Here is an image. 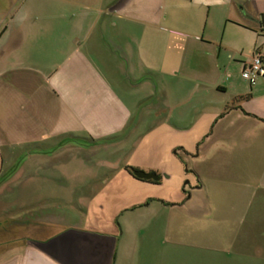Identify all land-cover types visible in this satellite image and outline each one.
Returning a JSON list of instances; mask_svg holds the SVG:
<instances>
[{"label":"crops","instance_id":"0c3cea01","mask_svg":"<svg viewBox=\"0 0 264 264\" xmlns=\"http://www.w3.org/2000/svg\"><path fill=\"white\" fill-rule=\"evenodd\" d=\"M49 5L53 15L40 17ZM263 18L264 0L0 3L1 155L22 151L28 162L129 147L80 222L0 213V264H127L118 220L151 201L185 207L202 189L198 166L214 150L205 145L212 128L223 123L232 134L257 132L264 140V78L251 86L242 77L264 55ZM143 114L154 124L141 134ZM246 164L231 165L239 216L255 209L251 185L264 192V179L250 180ZM3 166L2 159L0 173ZM127 167L161 180L137 179Z\"/></svg>","mask_w":264,"mask_h":264},{"label":"rangeland","instance_id":"374dc122","mask_svg":"<svg viewBox=\"0 0 264 264\" xmlns=\"http://www.w3.org/2000/svg\"><path fill=\"white\" fill-rule=\"evenodd\" d=\"M47 1L53 0H12L18 6ZM34 10L40 12L39 7ZM41 10L45 11L42 18L54 11L51 5ZM9 40L12 48L16 40ZM151 121L143 114L137 133L150 130ZM221 126L223 123L210 130L205 145L214 144V150L198 166L202 189L190 192L192 197L185 207L170 208L162 201H151L149 206L125 212L118 220L123 226L120 256L125 255L127 264H264V192L256 183L251 185L255 209L248 216L236 215L235 208L241 207L236 194L240 189L236 170L231 168L233 162L239 165L247 161L245 175L253 182L264 179V140L257 132L241 136L232 134L229 125L225 130ZM128 148L124 146L123 151L110 156V150L97 147L55 157L31 155L28 162H23L27 156L22 151L3 150L0 213H9L11 219L55 214L68 223L80 222L89 198L102 187L108 170L123 165ZM247 149L250 157L244 158ZM54 160L60 164L53 168L43 165V161ZM87 170L95 172L94 176Z\"/></svg>","mask_w":264,"mask_h":264},{"label":"built area","instance_id":"2783aa9c","mask_svg":"<svg viewBox=\"0 0 264 264\" xmlns=\"http://www.w3.org/2000/svg\"><path fill=\"white\" fill-rule=\"evenodd\" d=\"M242 77L251 86L257 83L258 78H264V55L256 54L248 67L243 70Z\"/></svg>","mask_w":264,"mask_h":264},{"label":"water","instance_id":"95a60500","mask_svg":"<svg viewBox=\"0 0 264 264\" xmlns=\"http://www.w3.org/2000/svg\"><path fill=\"white\" fill-rule=\"evenodd\" d=\"M1 167H2V155L0 152V170H1ZM134 175L139 179L148 180V181H151V180L159 181L161 179V177L159 175H156L155 173H145L143 171H136Z\"/></svg>","mask_w":264,"mask_h":264},{"label":"trees","instance_id":"16d2710c","mask_svg":"<svg viewBox=\"0 0 264 264\" xmlns=\"http://www.w3.org/2000/svg\"><path fill=\"white\" fill-rule=\"evenodd\" d=\"M127 170L130 172V174L131 175H133L135 178H137L135 175H134V173L136 172V171H138V170H136V169H134V168H132V167H127ZM137 179H139V178H137ZM140 180H142V179H140ZM161 180V179H160ZM159 180V181H160ZM152 182H158V181H152Z\"/></svg>","mask_w":264,"mask_h":264},{"label":"flooded vegetation","instance_id":"af4514ba","mask_svg":"<svg viewBox=\"0 0 264 264\" xmlns=\"http://www.w3.org/2000/svg\"><path fill=\"white\" fill-rule=\"evenodd\" d=\"M151 181H153V180H151ZM187 195H189V193H187Z\"/></svg>","mask_w":264,"mask_h":264}]
</instances>
